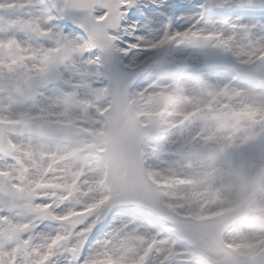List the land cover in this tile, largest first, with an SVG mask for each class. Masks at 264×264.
Listing matches in <instances>:
<instances>
[{
	"label": "snow or ice",
	"instance_id": "1",
	"mask_svg": "<svg viewBox=\"0 0 264 264\" xmlns=\"http://www.w3.org/2000/svg\"><path fill=\"white\" fill-rule=\"evenodd\" d=\"M0 264H264V0H0Z\"/></svg>",
	"mask_w": 264,
	"mask_h": 264
}]
</instances>
